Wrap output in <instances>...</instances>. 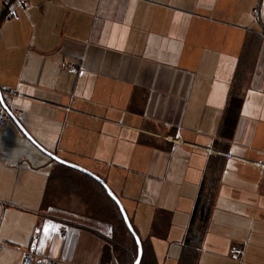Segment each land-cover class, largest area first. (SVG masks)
<instances>
[{
    "label": "crops",
    "instance_id": "obj_1",
    "mask_svg": "<svg viewBox=\"0 0 264 264\" xmlns=\"http://www.w3.org/2000/svg\"><path fill=\"white\" fill-rule=\"evenodd\" d=\"M26 1L0 0V87L15 92L2 96L28 135L108 185L156 264H179L207 160L221 155L197 264H264V0ZM9 9L18 15L3 17ZM247 54L243 104L220 150ZM116 206L11 119L0 130V255L122 264L114 243L131 240Z\"/></svg>",
    "mask_w": 264,
    "mask_h": 264
},
{
    "label": "trees",
    "instance_id": "obj_2",
    "mask_svg": "<svg viewBox=\"0 0 264 264\" xmlns=\"http://www.w3.org/2000/svg\"><path fill=\"white\" fill-rule=\"evenodd\" d=\"M248 66L249 56L247 54L246 57L244 55V58H241L234 75H232L233 78L229 86L225 113L219 125L218 141L221 140L222 142L217 141V146L219 145L220 150H225L227 142L231 141V139L233 138V131H235L238 117L243 104L242 88L247 78ZM207 161L208 163L200 182L199 189L186 227L183 244L181 245L182 251L179 264H197L203 237L210 221L211 212L215 206L220 182V174L223 169V158L221 155H211L209 157V160ZM116 208L119 222L123 226L124 231L130 236L131 242L127 245L121 240H118L117 242L115 241L114 245L119 251L122 250L126 252H124L125 256L123 258H120L121 263L133 264L137 256L138 247L136 245L134 237L127 230L125 221L123 220L118 206H116ZM138 234L139 233H137V235ZM141 244L143 254L140 264H156L152 261H149L150 258L146 253V249L143 246L142 241Z\"/></svg>",
    "mask_w": 264,
    "mask_h": 264
},
{
    "label": "water",
    "instance_id": "obj_3",
    "mask_svg": "<svg viewBox=\"0 0 264 264\" xmlns=\"http://www.w3.org/2000/svg\"><path fill=\"white\" fill-rule=\"evenodd\" d=\"M0 99H2V102H0V105L4 108V110L6 111V113L8 114L9 119H11L13 122H15V124L18 126V128L23 132V134H25V136L37 147L39 148L42 152H44L45 154H47L48 156H50L51 158H53L55 161L64 164L68 167L77 169L85 174H88L89 176H91L92 178H94L97 182H99L103 188L105 189V191L107 192V194L109 195V197L115 202V204L118 206L120 213L123 217V220L125 221V225L127 227V230L130 232V234L134 237L135 241H136V245H137V256L135 258V262H133V264H140L141 259H142V254H143V249H142V244L140 241L139 236L137 235V233L135 232L133 226L130 223V220L128 219L127 213L122 205V203L120 202V200L117 198V196L113 193V191L108 187V185L97 175L91 173L90 171L86 170L83 167H80L76 164L70 163L68 161H65L59 157H57L56 155L46 151L45 149H43L39 144H37L30 135H28V133L23 129V127L21 126V124L18 122V120L15 118V116L13 115V113L11 112V110L9 109L8 105L6 104L4 97L2 96V92L0 91Z\"/></svg>",
    "mask_w": 264,
    "mask_h": 264
},
{
    "label": "built area",
    "instance_id": "obj_4",
    "mask_svg": "<svg viewBox=\"0 0 264 264\" xmlns=\"http://www.w3.org/2000/svg\"><path fill=\"white\" fill-rule=\"evenodd\" d=\"M6 2H9V0H4ZM19 4L21 6H26L28 2L26 0H19ZM6 17H16L18 14L16 13L15 10H7V12L4 14ZM70 69H73L71 67ZM0 91L2 94L6 95L8 98H6L7 102L10 100V97L15 94L11 89L9 88H1ZM9 120L8 114L4 110V108L0 105V130L6 125L7 121ZM241 252L240 248H233L231 250V255L232 256H238V254ZM20 264H65L63 262H60L58 260H53V259H47V260H40L35 258L34 254L30 252L29 250L24 251L21 259Z\"/></svg>",
    "mask_w": 264,
    "mask_h": 264
},
{
    "label": "rangeland",
    "instance_id": "obj_5",
    "mask_svg": "<svg viewBox=\"0 0 264 264\" xmlns=\"http://www.w3.org/2000/svg\"><path fill=\"white\" fill-rule=\"evenodd\" d=\"M257 4V3H256ZM255 4V6H257ZM258 8H259V6H258ZM261 21H262V23L264 24V16L262 15L261 16ZM260 25V24H259ZM262 26V25H261ZM245 57H246V55H245ZM143 219L144 220H146V216L145 215H143ZM179 225V224H178ZM139 228H141L140 226H138ZM146 228H147V226H146ZM149 229H150V224H149V227H148V230L146 231V230H144V234H142L141 232H140V235H144L143 237H148V234H149ZM20 235V229L18 228V226H17V234H16V237L18 238V236ZM153 238H156V239H158V241H160V243L161 242H167V239H165V238H161L160 236H149V240H151L153 243H155V240H153ZM7 244H8V242H6ZM152 245V244H151ZM153 247V246H152ZM154 248V247H153ZM162 249H163V247H161ZM5 250H7V249H5ZM155 253H156V251H154ZM3 255V254H2ZM2 255H0V256H2ZM21 263V261H19V259H17V257H16V255L13 253V254H10V253H4V255H3V260H2V264H20Z\"/></svg>",
    "mask_w": 264,
    "mask_h": 264
},
{
    "label": "snow or ice",
    "instance_id": "obj_6",
    "mask_svg": "<svg viewBox=\"0 0 264 264\" xmlns=\"http://www.w3.org/2000/svg\"><path fill=\"white\" fill-rule=\"evenodd\" d=\"M0 102H2V99H0ZM51 227H55V226H51ZM48 229H49V226L46 225V226H45V233H46V234H47V232H48Z\"/></svg>",
    "mask_w": 264,
    "mask_h": 264
}]
</instances>
